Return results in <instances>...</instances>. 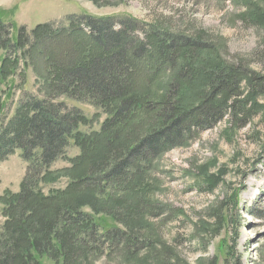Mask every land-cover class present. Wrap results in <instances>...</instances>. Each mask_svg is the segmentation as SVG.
Wrapping results in <instances>:
<instances>
[{"label":"rangeland","instance_id":"374dc122","mask_svg":"<svg viewBox=\"0 0 264 264\" xmlns=\"http://www.w3.org/2000/svg\"><path fill=\"white\" fill-rule=\"evenodd\" d=\"M70 16H112L136 24L143 38L156 33L159 43L174 42L173 64L156 79L146 83L142 75L134 82L141 84L144 101L163 100L176 81L182 83L186 106L196 107L200 100L194 96L204 86L213 91L205 75L220 69L237 72L236 88L213 94V103H224L225 109L217 123L124 176L109 174L120 151L106 152L103 161L90 149L79 161L82 147L70 139L65 154L35 186L52 195L76 177L89 176L74 196L85 201L81 210L101 241L97 234H82V242L63 248L62 241L40 237L39 246L30 248V262L21 256L11 263L17 253L8 251L0 264H264V88L254 89L264 77V0H0V19L16 25L12 39L23 27L32 47L40 46L0 85V127L25 96L46 97L48 66L37 56L46 39L37 42L34 30L51 24L67 31ZM183 68L185 75L179 76ZM55 95L92 121L79 126L87 135L100 132L114 117L107 105ZM149 112L142 106L138 124L119 125L124 146L132 147L155 126ZM28 166L21 149L0 163L1 234L6 205L21 192ZM1 240L13 243L19 237L1 235Z\"/></svg>","mask_w":264,"mask_h":264},{"label":"trees","instance_id":"16d2710c","mask_svg":"<svg viewBox=\"0 0 264 264\" xmlns=\"http://www.w3.org/2000/svg\"><path fill=\"white\" fill-rule=\"evenodd\" d=\"M68 24L67 31L51 24L38 25L34 30L37 42L46 39L42 43L44 49L37 53L48 66L47 82L43 83L46 97L25 96L12 118L0 127V163L17 149L22 150V158L29 163L21 192L6 205L7 220L4 232L0 233L1 259L8 251L17 253L9 259L11 263L21 256L30 262V248L39 246L40 237L62 241L65 248L69 243L82 242V234H97L95 224L81 210L85 201L74 196L76 188L91 180L89 176L76 177L65 190L52 195L42 194L35 186L50 165L65 154L70 139L82 147L79 161L90 155V149L97 152L95 159L99 154L103 161L107 160L106 152L108 156L112 150L120 151L122 154L109 174L124 176L129 169L140 170L152 157L179 146L189 134L217 123L225 109L224 103H213V94L236 88L233 83H237V72L220 69L205 75L203 81L210 83L213 91L209 94L204 86L194 96L200 100L196 107L186 106L182 83L176 81L172 82L173 92L163 100L144 101L141 84L134 82L143 75L147 83L164 73L175 59L174 42L159 43L156 33L143 38L136 24L116 21L112 16H70ZM15 26L0 19V53L5 51L0 58V85L17 73L21 59L32 57L34 49L40 47H32L30 35L23 27L12 39ZM180 75H185L184 68ZM263 88L264 77L254 86L257 91ZM62 93L79 101L107 105L114 117L104 122L100 132L82 133L80 124L92 121L79 108L71 109L66 103L57 102L55 94ZM237 104L232 108H238ZM142 106L154 113L155 126L142 132L132 147L124 146L119 125L124 124L123 129L129 123L138 124L135 121L141 118L138 115ZM113 136L116 142L111 140ZM1 235H18L19 240L9 243L1 240ZM97 237L101 241L102 236Z\"/></svg>","mask_w":264,"mask_h":264}]
</instances>
